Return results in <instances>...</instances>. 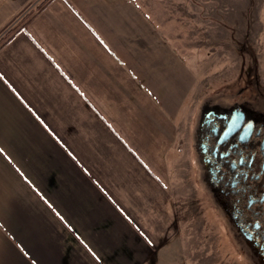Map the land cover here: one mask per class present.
I'll return each instance as SVG.
<instances>
[{
    "label": "crops",
    "instance_id": "1",
    "mask_svg": "<svg viewBox=\"0 0 264 264\" xmlns=\"http://www.w3.org/2000/svg\"><path fill=\"white\" fill-rule=\"evenodd\" d=\"M37 1L0 0V36ZM222 1L52 0L0 48V264L187 262L201 93L177 46Z\"/></svg>",
    "mask_w": 264,
    "mask_h": 264
},
{
    "label": "rangeland",
    "instance_id": "2",
    "mask_svg": "<svg viewBox=\"0 0 264 264\" xmlns=\"http://www.w3.org/2000/svg\"><path fill=\"white\" fill-rule=\"evenodd\" d=\"M224 2L202 6L200 30L190 28L181 40L182 47L177 46L199 80L193 97L201 93L210 103L244 97L263 100L264 60L257 54L255 0L248 1L252 10V22L248 24L241 21V0H233L232 9ZM20 24L11 25L12 30ZM189 194L182 201L185 264H252L215 213L204 185L197 181Z\"/></svg>",
    "mask_w": 264,
    "mask_h": 264
},
{
    "label": "flooded vegetation",
    "instance_id": "3",
    "mask_svg": "<svg viewBox=\"0 0 264 264\" xmlns=\"http://www.w3.org/2000/svg\"><path fill=\"white\" fill-rule=\"evenodd\" d=\"M192 121L197 181L252 264H264V99L201 97Z\"/></svg>",
    "mask_w": 264,
    "mask_h": 264
},
{
    "label": "trees",
    "instance_id": "4",
    "mask_svg": "<svg viewBox=\"0 0 264 264\" xmlns=\"http://www.w3.org/2000/svg\"><path fill=\"white\" fill-rule=\"evenodd\" d=\"M52 0H42L41 3L35 8L33 9V11L31 13H29L28 15H26L20 22V26L16 29H13L12 31H10L5 37H3L0 41V48H2L5 44H7L9 42V40L11 39V37L13 36V34L18 31L19 29H23L27 23L31 20V18L38 13L40 10H42L49 2H51Z\"/></svg>",
    "mask_w": 264,
    "mask_h": 264
},
{
    "label": "built area",
    "instance_id": "5",
    "mask_svg": "<svg viewBox=\"0 0 264 264\" xmlns=\"http://www.w3.org/2000/svg\"><path fill=\"white\" fill-rule=\"evenodd\" d=\"M41 1L42 0H38L35 4H34V6L30 9V10H28L24 15H22L18 20H16L13 24H12V26L13 25H15V24H17V23H19L26 15H28L31 11H33V8L34 7H37L40 3H41ZM12 26L11 27H9L1 36H0V41H1V39L10 31V30H12Z\"/></svg>",
    "mask_w": 264,
    "mask_h": 264
}]
</instances>
